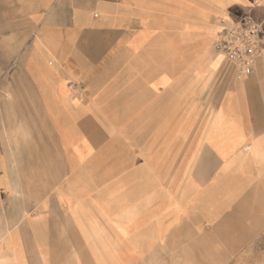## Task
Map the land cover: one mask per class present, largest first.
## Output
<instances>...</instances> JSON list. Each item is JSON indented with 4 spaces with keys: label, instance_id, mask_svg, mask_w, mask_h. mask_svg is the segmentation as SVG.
<instances>
[{
    "label": "crops",
    "instance_id": "0c3cea01",
    "mask_svg": "<svg viewBox=\"0 0 264 264\" xmlns=\"http://www.w3.org/2000/svg\"><path fill=\"white\" fill-rule=\"evenodd\" d=\"M247 17L264 0H0V264L251 256L264 55L236 82L214 50Z\"/></svg>",
    "mask_w": 264,
    "mask_h": 264
},
{
    "label": "built area",
    "instance_id": "2783aa9c",
    "mask_svg": "<svg viewBox=\"0 0 264 264\" xmlns=\"http://www.w3.org/2000/svg\"><path fill=\"white\" fill-rule=\"evenodd\" d=\"M259 5L263 0H252ZM219 36L214 44L216 50L230 66L236 82H243L252 74L255 63L264 55V29L247 17L237 23L220 21ZM70 89L77 90L70 85ZM79 90V89H78Z\"/></svg>",
    "mask_w": 264,
    "mask_h": 264
},
{
    "label": "rangeland",
    "instance_id": "374dc122",
    "mask_svg": "<svg viewBox=\"0 0 264 264\" xmlns=\"http://www.w3.org/2000/svg\"><path fill=\"white\" fill-rule=\"evenodd\" d=\"M253 245L250 246V252L245 256H238L227 259H219L216 257H212L210 260H206L204 264H264V239L255 240ZM166 264V263H165ZM171 264H183L182 262H174ZM186 264V263H185ZM190 264H201L199 260L193 261Z\"/></svg>",
    "mask_w": 264,
    "mask_h": 264
}]
</instances>
